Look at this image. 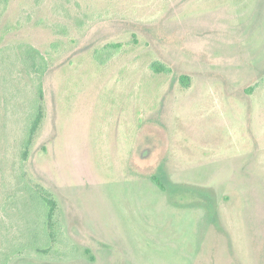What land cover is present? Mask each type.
<instances>
[{"label": "rangeland", "instance_id": "rangeland-1", "mask_svg": "<svg viewBox=\"0 0 264 264\" xmlns=\"http://www.w3.org/2000/svg\"><path fill=\"white\" fill-rule=\"evenodd\" d=\"M0 264H264V0H0Z\"/></svg>", "mask_w": 264, "mask_h": 264}, {"label": "trees", "instance_id": "trees-1", "mask_svg": "<svg viewBox=\"0 0 264 264\" xmlns=\"http://www.w3.org/2000/svg\"><path fill=\"white\" fill-rule=\"evenodd\" d=\"M119 47L120 45L111 44V45L106 46L105 49L116 51L119 49ZM180 81L182 82L184 86H188V79L186 77H182ZM41 121H42V110L40 106L38 105L34 109V113L32 115V119L30 121V125L28 127V131L26 134V139L24 141V151L22 152L23 158L27 157V150L31 144L33 136L35 135L37 129L40 126ZM152 180L159 188L162 189V184L158 182L157 178L153 177ZM38 204L42 210L44 227L48 230L51 228L53 220H54L56 203L54 200L48 199L47 197L44 196V197H39Z\"/></svg>", "mask_w": 264, "mask_h": 264}]
</instances>
